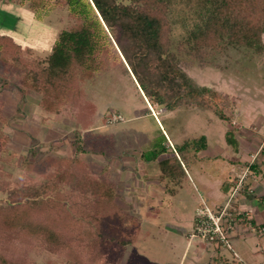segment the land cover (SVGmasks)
<instances>
[{
	"label": "trees",
	"instance_id": "1",
	"mask_svg": "<svg viewBox=\"0 0 264 264\" xmlns=\"http://www.w3.org/2000/svg\"><path fill=\"white\" fill-rule=\"evenodd\" d=\"M176 1L18 0L36 15L66 8L69 25L45 57L11 35H0V86L19 89L23 96L37 93L46 126L63 119L73 122L76 155H53L35 141L27 152L13 150L10 136L0 128L1 264H19L5 252L14 256L37 248L56 254L54 264H119L129 247L150 236L142 219L117 202L119 188L110 178V162L119 155L116 139L91 132L97 105L85 87L111 63L135 78L153 109L197 108L228 121L225 95L197 84L181 67L179 56H224L232 48L260 45L264 0H199L205 7L203 19L178 45L172 39L171 21ZM4 106L0 97V123L8 125ZM191 143L206 145V140L190 139L184 145ZM91 154L106 161L101 170L86 158ZM161 164H168L164 174L178 185L173 165ZM147 214L158 216L159 211ZM241 221L246 224L248 219ZM86 254L97 262L86 261Z\"/></svg>",
	"mask_w": 264,
	"mask_h": 264
},
{
	"label": "rangeland",
	"instance_id": "2",
	"mask_svg": "<svg viewBox=\"0 0 264 264\" xmlns=\"http://www.w3.org/2000/svg\"><path fill=\"white\" fill-rule=\"evenodd\" d=\"M204 8L199 0L174 2L171 21L172 39L176 45L185 41L188 31L202 21ZM14 16L17 31H7V34L23 46L31 47L40 57L50 54L59 33L69 25L66 8L53 7L45 14L36 15L18 0H0V23L12 26ZM179 62L197 84L214 87L225 95L228 121L221 120L211 111L190 107L175 111L159 107L154 109L162 111L157 118L149 115L151 106L144 99L135 78L115 63L85 87L88 97L97 105L100 132L113 133L117 145H137L139 152H144L142 162L131 169L133 181L137 184L133 185L130 197L140 205L134 213L142 219L143 228L150 232V236L129 247L119 264H212L214 259H220L219 264L224 261L228 264H264V235L254 231L232 240L233 251L197 240L193 245L188 244L196 210L203 200L212 209H217L228 197L231 191L229 181L241 164L243 142L253 139L262 143L259 134L264 133V34L262 43L254 47L232 48L224 56L183 53ZM9 94L4 92L2 96L11 104ZM31 112L33 121L36 113L33 109ZM5 115L9 116L7 112ZM233 121L240 126L234 127ZM11 124L4 130L13 143L22 135L27 137L22 130H32L26 120L22 125H18L17 120H12ZM201 137L205 138L206 145H184L187 140ZM29 139L27 137V141ZM11 146L26 152L24 148ZM51 152L64 154L56 149ZM86 158L96 170L105 166L100 156L91 154ZM165 161L175 169V179L179 180L176 186L172 183L173 178L164 174L163 168L168 164L161 163ZM115 166L116 160L112 168ZM7 168L14 174L18 172L15 167ZM110 178L117 180L114 169ZM117 184L120 189L122 186L127 189L123 183L117 181ZM120 192L122 195V189ZM123 196L126 197V192ZM156 209L158 216L146 217L143 213V210ZM235 253L238 257L234 256ZM5 254L19 264L57 262L56 254L39 248L24 254L16 252L14 256ZM85 256L86 261L97 262L95 257Z\"/></svg>",
	"mask_w": 264,
	"mask_h": 264
},
{
	"label": "crops",
	"instance_id": "3",
	"mask_svg": "<svg viewBox=\"0 0 264 264\" xmlns=\"http://www.w3.org/2000/svg\"><path fill=\"white\" fill-rule=\"evenodd\" d=\"M13 19L17 20L15 16ZM0 24H1L0 35L7 34V31L9 32L17 31L16 21H13L12 26H9L10 24H5L3 22ZM19 25H21V22L19 23ZM4 92L10 93L8 96H10V101H12V103L14 102V104L12 103L11 104L9 103L10 105L8 104L7 102L8 100H6L2 96ZM0 97L5 101V106L3 108V115L10 120L8 125H4L3 123H0L2 125L0 126V128L5 129V127L11 126L12 120L14 121L17 120L19 123L18 125L20 124L22 125L23 122H25L26 120L28 121L30 126H32V130L30 131L26 129L22 130L23 133H25L27 137L30 138L29 141H27V137H23L22 135L21 138H19L18 142L13 143L11 136L4 130L5 133L10 136V142L8 146L11 149L22 152L18 149L12 148L11 146V145H16L20 148H24L25 151L27 152L32 142L35 141V143H39V145L42 147L44 151H48L53 155H67V156L76 155L75 148L71 143L72 141L71 135L77 129V126L73 122L67 119L54 122L51 126L44 125L42 123V119L44 116H46V114L42 110L40 111L39 108L40 96L37 93L33 91H29L25 94V96H23L22 92L19 89H15L13 91H6L3 90L0 86ZM148 105L151 106L149 102ZM150 108L152 109V112L149 115H152L155 118H157V115L160 112H162L161 110L158 112L154 111L152 106ZM32 109L36 113V119L33 121H31ZM6 112L9 114V116L5 115ZM23 115H25V117ZM232 123L235 125L234 127L236 128L240 126L236 121H233ZM99 127L100 126H98V121L96 119L94 126L91 129V132L105 133V132H100L99 129L101 127L100 128ZM106 134L114 135L113 133H106ZM263 135L264 133L259 134V138L260 139L263 138ZM259 142L261 143V140ZM259 142L257 143L253 141V139H251V141L247 143L243 142L244 145L241 146L242 151L240 153L241 164L239 165L236 173L232 176V178L229 181L231 185V191L229 192L228 197L223 202H221L217 206V208L224 206L229 200L236 177L239 175L242 169L249 164L251 160V156L254 153H256L257 150L259 149L261 145L259 144ZM117 148L119 150V155L117 158L113 159L110 162V174L114 169L117 180L116 181L113 179L111 180L115 181L116 184L117 181H119L123 183L124 186L126 185L125 187L127 189L125 190L123 189V186L121 187L122 195L118 193L119 195L117 202L124 210L135 214L136 209H139L140 205L136 202V200L134 202L133 198L131 199L130 197L131 193L133 192V185L137 184L136 182L133 181V175L131 173V169L133 168V166L137 167L138 164L142 162V159L144 158V152L142 153L139 152L140 147H138L137 145H122V146L117 145ZM52 149L62 151L64 154L51 152ZM115 160H116V166L112 168L113 161ZM103 163L106 164V161L104 160ZM252 171H253L252 174L249 176L247 180V189L242 191L234 201V207L237 209V211L243 213L244 215L243 218H247L248 221L246 224L240 223V225L236 227L234 233L232 234V240L239 238L243 234L249 233L252 227H256L258 229L264 228V155L259 156L255 165L253 166ZM134 187L136 188V186ZM118 188L120 192L121 189L119 186ZM124 192H126L125 198L123 196ZM149 211L152 210H143V213L146 217H148L147 213ZM194 224H195V219L193 221V225ZM193 243L191 245H193ZM210 246L217 248V246L214 245H210ZM211 249L214 250V248Z\"/></svg>",
	"mask_w": 264,
	"mask_h": 264
},
{
	"label": "built area",
	"instance_id": "4",
	"mask_svg": "<svg viewBox=\"0 0 264 264\" xmlns=\"http://www.w3.org/2000/svg\"><path fill=\"white\" fill-rule=\"evenodd\" d=\"M117 119H121V117ZM261 155H264V135L259 149L251 156L249 164L236 177L227 203L220 208L212 209L203 201L202 205L196 210L194 228L189 233L190 245L197 240L200 243L211 244L220 248L225 247L233 251L232 234L236 227L242 223L243 218V213L237 211L234 207V201L242 191L247 189V180ZM251 231L264 235V228L252 227ZM234 256L238 257L236 253Z\"/></svg>",
	"mask_w": 264,
	"mask_h": 264
}]
</instances>
